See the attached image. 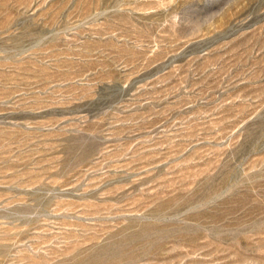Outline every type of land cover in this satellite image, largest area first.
Returning <instances> with one entry per match:
<instances>
[{
    "label": "rangeland",
    "instance_id": "1",
    "mask_svg": "<svg viewBox=\"0 0 264 264\" xmlns=\"http://www.w3.org/2000/svg\"><path fill=\"white\" fill-rule=\"evenodd\" d=\"M0 264H264V0H0Z\"/></svg>",
    "mask_w": 264,
    "mask_h": 264
}]
</instances>
